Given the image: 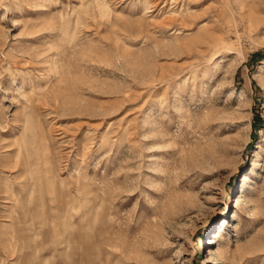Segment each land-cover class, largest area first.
<instances>
[{"label": "rangeland", "instance_id": "obj_1", "mask_svg": "<svg viewBox=\"0 0 264 264\" xmlns=\"http://www.w3.org/2000/svg\"><path fill=\"white\" fill-rule=\"evenodd\" d=\"M78 259L264 264V0H0V264Z\"/></svg>", "mask_w": 264, "mask_h": 264}, {"label": "bare ground", "instance_id": "obj_2", "mask_svg": "<svg viewBox=\"0 0 264 264\" xmlns=\"http://www.w3.org/2000/svg\"><path fill=\"white\" fill-rule=\"evenodd\" d=\"M22 142H23V140L20 139L19 148L22 147ZM25 163H27L26 160H25ZM245 177H247V176H245ZM95 248H96V247H95ZM95 248H94V249H95ZM208 250L210 251V254H212V253H211V252H212L211 248H208ZM208 250H207V251H208ZM61 255H62V254H61ZM206 255L208 256V253H207ZM88 259H89V258H88ZM100 259H101V258H100ZM208 260H209V259H208V257H207V258H206V261H208ZM76 262H77V261H76ZM98 262H99V261H98ZM77 264H83V260H82V259H80V260L78 259Z\"/></svg>", "mask_w": 264, "mask_h": 264}]
</instances>
